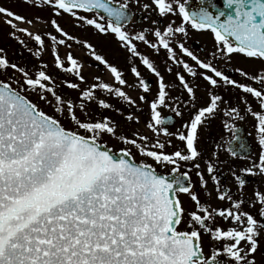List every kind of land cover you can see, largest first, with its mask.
<instances>
[{"label": "snow or ice", "instance_id": "6c2138e0", "mask_svg": "<svg viewBox=\"0 0 264 264\" xmlns=\"http://www.w3.org/2000/svg\"><path fill=\"white\" fill-rule=\"evenodd\" d=\"M22 3L49 16L42 20L39 13L29 16L0 5V22L33 59L40 61L48 48L64 78L58 81L47 63L30 71L0 48V264H264V191L254 192L249 206L255 212L248 211L244 200L221 188L217 174L218 165L229 164L241 193L246 183L242 175L264 176V0H226L227 11L216 13L209 10L216 7L211 3L190 10L188 0ZM134 8L155 13L150 27L128 28ZM63 17L114 36L157 78L156 89L132 66L136 82L130 87L139 91L135 97L126 91L129 81L123 72L87 40L71 35L58 19ZM190 31L212 34L210 59H201L186 46ZM68 41L87 48L115 83L99 75L89 82ZM137 41L157 54L163 49L188 76L200 77L204 97H197L200 84L181 71L175 76L186 98L173 95ZM57 45L66 48L63 58ZM235 56L259 67L236 68V79L216 66ZM9 72L13 75L7 76ZM61 86L74 98L65 96ZM226 92L235 93L243 107L226 99ZM102 94L123 103L114 108ZM199 100L203 102L197 107ZM181 104L191 114L182 129L170 132V118L160 109L182 116ZM144 105L151 136L138 129L126 131L140 124ZM93 109L114 110L123 124L103 113L94 116ZM219 114L227 118L223 128L231 139L224 150L233 158L238 157L233 141H239L233 121L248 115L254 120L258 157L239 169L240 174L227 159L221 160L224 145H215L207 157L200 146L201 129ZM239 150L246 151V146L240 143ZM157 168H167L168 174ZM213 193L227 206H214Z\"/></svg>", "mask_w": 264, "mask_h": 264}, {"label": "flooded vegetation", "instance_id": "af4514ba", "mask_svg": "<svg viewBox=\"0 0 264 264\" xmlns=\"http://www.w3.org/2000/svg\"><path fill=\"white\" fill-rule=\"evenodd\" d=\"M7 3L14 11H17L22 14H34L39 13L41 14L38 8H29L28 6L24 5L22 3V0H0V4ZM215 4V8H210V11H213V13H216L217 10L221 11H227L225 5L226 0H204V3L201 4V0H188V7L190 10H199L201 6H208V4ZM133 11L135 12V16L132 19V22L128 25V28L134 31H139L142 28H148L151 25V20L156 19L155 13L145 12L142 9L134 8ZM43 14H46V11L43 12ZM48 14V12H47ZM42 16V15H40ZM47 18V17H45ZM177 23H179V18H176ZM60 23L66 28V30L73 36H75L79 40H87L89 43H91L95 48L98 54H101L105 56L108 61L113 64L114 66H117L122 72L124 77L129 81V86H124L126 91H129L130 94H132L134 97L138 93V89L130 87L133 83H135V78L133 74L130 72V68L132 66L138 67L143 77L147 79V82L150 84L153 90L157 87V78L151 74L139 61L136 57H131L130 53H128L124 48L121 47L120 43L117 41V39L112 36H104L95 33L94 31L90 32V37L88 32H77L74 31L73 33L68 25L70 26L69 22L66 20H60ZM164 23H167V19H165ZM85 29L86 26H85ZM9 29L6 25H4L2 22H0V48H3L5 50V53L7 55V58L15 62L21 66H27L28 68H31L30 62H38L33 59L32 57L28 56L24 57L23 55H20L21 52L20 46L12 40L8 35ZM23 38V37H22ZM150 38H152L150 36ZM72 45V50L79 51L80 55L83 54L85 56V62L83 63L85 65V70H94L96 71V75H99L101 79L105 80L106 82L115 83L114 79L109 80L108 79V72L102 65H99L98 62H96L90 55V52L87 48L83 47L82 44H78L74 41H69ZM213 36L210 32H196V31H190L189 37L186 40V46L189 47L194 54L199 56L201 59H210L211 51L213 50ZM138 50L142 54H147L149 58L153 61L157 69L161 72V74L165 77V82L169 84L170 89L172 91L173 95L180 96L181 100L186 98V93L183 92V89L179 87V82L176 79L175 73L177 71H181V74H184L186 76V79H188L192 83H199L200 87L197 89V97L201 98L204 97L205 91H204V82L200 77H197L193 79L192 77L188 76L187 73L183 72L180 66H177L174 64L171 60L167 58V55L163 49L157 54L153 52V50L147 48V46L143 45L141 42L137 41ZM77 45V47L75 46ZM63 58V57H62ZM181 58L188 60L189 63H193L187 58L186 56H182ZM53 61V60H52ZM216 63L215 61H213ZM49 65V71L51 74L59 81L64 78V74H61L58 70H56L54 67L51 68V64ZM218 68L221 70H225L227 74L233 78L240 79L238 73L235 71L236 68H245L249 71L254 70V68L259 67L258 65L252 64L248 61H246L242 56H235L231 62H219L216 64ZM171 68L172 71L169 72L168 69ZM11 72L7 73V76H12ZM18 75V74H17ZM93 78V77H91ZM118 86V85H117ZM61 90L63 91L65 96L74 98V93L66 88H63L61 86ZM109 99L111 103H113L114 108L120 107V105L123 103L122 101H118L115 97H106ZM225 98L229 99L232 103L237 104L239 107H243L242 105H239L237 102V96L235 93L232 92H226ZM202 100H199L197 107L200 106L202 103ZM143 107V114L141 115V121L139 125H132L131 128L126 129L129 133L133 130H139L141 133L151 136V133L146 129L145 124L148 120V109L147 106L144 105ZM181 110L183 112L182 116H176L175 112H173L169 108L162 107L160 109L161 114L163 117L170 118V123L167 125L170 132H176L177 130L182 129L183 123L187 122L190 116V112L188 109L184 108L183 104L180 105ZM257 105L253 103V108L255 109ZM50 111L52 112V108L50 107ZM194 111V110H193ZM101 113L111 116L114 120L117 122L123 124L122 118L119 116L117 112L114 110H108L105 112V110H96L93 109V115H100ZM127 114V113H125ZM242 115H244L243 111L241 112ZM227 118L224 117L222 114H219L216 118L209 121L208 124L201 129V140H200V146L204 150V154L207 157L210 155V153L214 150L215 145L222 144L224 145L223 148H221V160L227 159L231 167L235 170H237L238 174L239 169L248 167L251 165L252 161L257 160L258 157V143L255 138V130L253 128L254 120L253 118L248 115L245 116V119L243 120H235L233 121L236 125V127L239 129V132L237 135L239 136V141H233L232 146L237 149L238 151V157H231L229 154L224 150L228 147V140L231 139V134L226 132L223 128V122ZM174 144H178L179 141L173 140ZM243 143L246 146V151L241 152L239 150V144ZM110 146H113L114 148L118 149L120 145L112 144L110 143ZM167 151H172L171 148H168ZM137 159L139 160L140 157L137 156ZM203 167V165H202ZM157 171L162 172L164 174H168L167 168H157ZM220 178V185L222 189H230L231 194L233 195L234 199H242L245 201V204L243 207H245L248 211L255 212V209L249 206V201L252 200L253 194L255 191H264V176H261L259 174L257 175H242V178L245 179V187L243 192H238L236 182L231 174L229 164L222 163L218 165V173ZM197 178L193 175V182L195 183ZM212 189V182L209 181V190ZM184 201L186 206L188 205L187 198L182 196L181 197ZM202 200L204 199L203 193H201ZM214 206L219 207H226L227 204L225 202H220L215 199V193H213V197L210 201ZM182 227V226H181Z\"/></svg>", "mask_w": 264, "mask_h": 264}, {"label": "rangeland", "instance_id": "374dc122", "mask_svg": "<svg viewBox=\"0 0 264 264\" xmlns=\"http://www.w3.org/2000/svg\"><path fill=\"white\" fill-rule=\"evenodd\" d=\"M0 5H3V6H9L7 3H2V4H0ZM39 11H40V9H39ZM43 12L44 11H40V15H42L41 16V18H42V20L43 19H47V18H45V17H48L49 16V13L47 14V12H46V14H43ZM22 14V13H21ZM25 15H27V14H25ZM32 14H30L29 16H31ZM59 20H66V21H68L69 22V24H70V26L68 25V27H69V29L73 32V33H75L74 31H77V32H88V34L90 33V32H92L93 30H91V29H85V27H78L71 19H69L68 17H63V18H58ZM0 21H2V18H0ZM45 27L47 28V26L45 25ZM86 28H87V26H86ZM50 30V29H49ZM89 37H90V34H89ZM26 39V38H25ZM48 43H50V41L48 42ZM68 43L69 44H71L69 41H68ZM31 46V45H30ZM76 47H77V45H75ZM57 47V49L59 50V52H60V54H61V57H63L64 56V52H65V50H66V48H65V46H61V45H57L56 46ZM33 50H35V49H33ZM70 50H72V49H70ZM23 50L21 49V52H22ZM21 52L19 53L20 55H21ZM74 53H75V55L77 56V58H79L80 59V61H81V63H84L85 62V60H83V59H85V56L83 55V54H81L80 55V52L79 51H76V50H74ZM23 56L24 57H27V53L25 52V51H23ZM28 56H30L29 54H28ZM31 57V56H30ZM53 57H52V55H51V53H50V51L48 50V48H45V50L42 52V58H41V60H40V62L41 63H50L51 64V68H53L54 67V65H53ZM30 65H31V68H29V70L30 71H35L36 70V66L38 65V62H33V61H31L30 62ZM96 71H94V70H85V68H84V74H85V76L88 78V80H89V82H92V79L93 78H91V77H94L95 75H96ZM12 74V73H11ZM34 98V97H33ZM42 107H45L43 104L41 105ZM45 110L46 111H48L49 113H51V111H50V107H45Z\"/></svg>", "mask_w": 264, "mask_h": 264}]
</instances>
